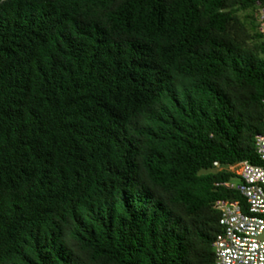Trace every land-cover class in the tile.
Returning a JSON list of instances; mask_svg holds the SVG:
<instances>
[{
    "label": "trees",
    "instance_id": "16d2710c",
    "mask_svg": "<svg viewBox=\"0 0 264 264\" xmlns=\"http://www.w3.org/2000/svg\"><path fill=\"white\" fill-rule=\"evenodd\" d=\"M264 0H0V264H215L222 166H263Z\"/></svg>",
    "mask_w": 264,
    "mask_h": 264
},
{
    "label": "built area",
    "instance_id": "2783aa9c",
    "mask_svg": "<svg viewBox=\"0 0 264 264\" xmlns=\"http://www.w3.org/2000/svg\"><path fill=\"white\" fill-rule=\"evenodd\" d=\"M258 6L259 32L264 37V4ZM256 151L264 162V133L256 138ZM214 169L236 177L216 186L234 190L243 198V202H215L223 230L213 244L215 264H264V167L249 161L228 166L215 162Z\"/></svg>",
    "mask_w": 264,
    "mask_h": 264
},
{
    "label": "rangeland",
    "instance_id": "374dc122",
    "mask_svg": "<svg viewBox=\"0 0 264 264\" xmlns=\"http://www.w3.org/2000/svg\"><path fill=\"white\" fill-rule=\"evenodd\" d=\"M257 18H258V16H257Z\"/></svg>",
    "mask_w": 264,
    "mask_h": 264
}]
</instances>
